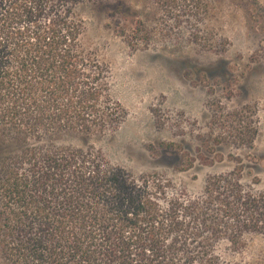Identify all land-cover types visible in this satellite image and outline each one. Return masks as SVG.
I'll list each match as a JSON object with an SVG mask.
<instances>
[{"label":"trees","instance_id":"obj_1","mask_svg":"<svg viewBox=\"0 0 264 264\" xmlns=\"http://www.w3.org/2000/svg\"><path fill=\"white\" fill-rule=\"evenodd\" d=\"M139 1L0 0V254L9 264H246L223 244L237 252L247 235L264 236V193L243 184L241 167L190 195L93 144L64 141L112 132L127 117L80 8L103 6L105 26L137 46L153 35ZM181 1L189 11L179 21H199L202 0Z\"/></svg>","mask_w":264,"mask_h":264},{"label":"rangeland","instance_id":"obj_2","mask_svg":"<svg viewBox=\"0 0 264 264\" xmlns=\"http://www.w3.org/2000/svg\"><path fill=\"white\" fill-rule=\"evenodd\" d=\"M165 1H139L153 35L137 46L105 26L103 6L80 8L86 42L110 67L127 117L112 132L64 141L93 144L113 163L160 174L190 195L210 175L238 167L243 184L264 193V0H202L196 23L179 21L185 2ZM222 250L231 260L262 263L264 236L247 235L237 252L226 243ZM0 264H9L1 254Z\"/></svg>","mask_w":264,"mask_h":264}]
</instances>
